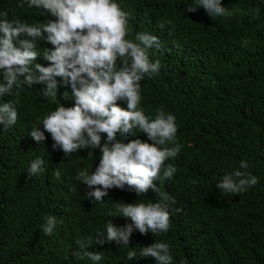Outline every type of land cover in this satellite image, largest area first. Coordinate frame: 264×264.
<instances>
[{
	"label": "trees",
	"instance_id": "obj_1",
	"mask_svg": "<svg viewBox=\"0 0 264 264\" xmlns=\"http://www.w3.org/2000/svg\"><path fill=\"white\" fill-rule=\"evenodd\" d=\"M114 2L127 14V39L146 33L159 40L148 56L160 62V69L141 80L140 108L150 120L160 108L176 117L181 151L165 164L177 171L171 179L155 181L158 192L138 196L127 186L112 188L103 201L93 203L86 195L94 189L78 181L77 174L95 171L99 148L66 156L53 148L47 132L40 144L30 136L33 127L43 131L41 119L57 106L74 105L70 87L57 78L55 100L42 95L45 85L0 97V104L19 100L16 123L0 124V264H156L139 255L155 242L170 245L172 264H264V0H221L225 15L212 17L203 8L187 12L195 0ZM19 5V0H1L0 17L30 25L41 17ZM37 46L41 55L33 64L47 67L43 50L52 46L43 40ZM118 104L126 108L124 101ZM134 132L124 142L151 143L138 129ZM105 142L102 134L101 145ZM37 158L44 171L29 178ZM242 161L258 183L234 195L218 190L216 184ZM136 202L166 203L169 230L141 235L134 229L129 245L96 244L109 220L117 227L131 223L118 216L117 205ZM49 216L56 218V227L45 235ZM78 241H91L84 251L102 253L103 259H88ZM132 250L137 255L129 260Z\"/></svg>",
	"mask_w": 264,
	"mask_h": 264
},
{
	"label": "clouds",
	"instance_id": "obj_2",
	"mask_svg": "<svg viewBox=\"0 0 264 264\" xmlns=\"http://www.w3.org/2000/svg\"><path fill=\"white\" fill-rule=\"evenodd\" d=\"M19 3L20 7L37 10L40 14L35 17H41L30 25L1 15L0 97L19 96L22 87L45 85L42 95L55 100L59 78L63 86L70 87L74 105L57 106L41 119L43 131L40 127L32 128L31 138L40 144L46 140L47 132L54 141L53 148H59L66 156L81 149L99 148L101 156L95 171L89 174L87 169H82L77 174L78 181L94 189L86 195L93 203L103 201L112 188L123 190L127 186L138 196L150 189L158 192L155 181L171 179L177 171L174 165L165 162L176 158L181 151V145L176 142V117L160 108L150 120L140 108L141 80L160 69V62H151L148 56V49L154 45L159 48L158 38L137 33L135 41L127 39V14L114 0H19ZM199 8L210 17L226 13L221 0H195L186 11L195 12ZM159 27L163 29L164 24ZM40 40L52 46L43 50L47 67L33 64L41 55L37 46ZM67 95L66 91L64 97ZM119 101H124L126 108L120 107ZM18 103L17 99L0 104V124L8 127L16 123ZM136 129L151 143L138 138L124 142L128 136L135 137ZM102 134H106L103 145ZM168 144L174 146L166 147ZM43 163L40 158L31 163L29 178L44 171ZM248 168L247 161L240 162L239 168L225 174L216 188L234 195L254 187L258 179ZM116 212L130 218L131 223L117 227L109 220L105 225L106 235L98 234L96 244L129 245L134 229L146 235L167 232L170 227L166 203H122L117 205ZM55 227L56 218L49 216L43 233L51 235ZM78 243L88 259H103L102 253L84 251L91 241L88 245ZM136 255L132 250L127 258L133 260ZM139 255L151 257L156 264L173 262L170 245L163 242L141 248Z\"/></svg>",
	"mask_w": 264,
	"mask_h": 264
}]
</instances>
